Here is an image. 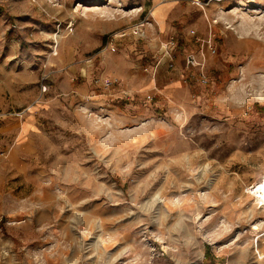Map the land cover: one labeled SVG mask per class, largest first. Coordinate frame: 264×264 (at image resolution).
I'll list each match as a JSON object with an SVG mask.
<instances>
[{
  "label": "rangeland",
  "instance_id": "1",
  "mask_svg": "<svg viewBox=\"0 0 264 264\" xmlns=\"http://www.w3.org/2000/svg\"><path fill=\"white\" fill-rule=\"evenodd\" d=\"M263 172L264 0H0V264H264Z\"/></svg>",
  "mask_w": 264,
  "mask_h": 264
},
{
  "label": "bare ground",
  "instance_id": "2",
  "mask_svg": "<svg viewBox=\"0 0 264 264\" xmlns=\"http://www.w3.org/2000/svg\"><path fill=\"white\" fill-rule=\"evenodd\" d=\"M253 12H255V11H253ZM164 15H165V13H164L163 6H157L153 12V17L155 18V21L157 23H158V21L160 22L158 24H160L161 26L164 25V21H163L164 18H161ZM61 37H62L61 35L56 34L55 40L57 42H59ZM262 174H263L262 177L258 181L252 183V185L248 187V191H249V197L253 198V200L256 201V204H255L256 207H260L264 211V172ZM258 229H259V226H257V225L254 226V230H258ZM261 236H263V235L258 236L257 244H255V245L257 246L258 257L260 259H263L264 253L259 250V239Z\"/></svg>",
  "mask_w": 264,
  "mask_h": 264
},
{
  "label": "crops",
  "instance_id": "3",
  "mask_svg": "<svg viewBox=\"0 0 264 264\" xmlns=\"http://www.w3.org/2000/svg\"><path fill=\"white\" fill-rule=\"evenodd\" d=\"M159 6H163V8H164L165 15L163 17H161V18H164L163 21H164V24H165L166 23V19H167V13H169V10L171 9L172 5L170 3H164V4H161ZM158 23H160V22L158 21Z\"/></svg>",
  "mask_w": 264,
  "mask_h": 264
},
{
  "label": "built area",
  "instance_id": "4",
  "mask_svg": "<svg viewBox=\"0 0 264 264\" xmlns=\"http://www.w3.org/2000/svg\"><path fill=\"white\" fill-rule=\"evenodd\" d=\"M138 27H136V30H138L137 29ZM126 35V34H125ZM125 35H120V37H123V36H125ZM110 45H111V47H113V50H115V48H114V46H113V44L112 43H110ZM109 82V81H108Z\"/></svg>",
  "mask_w": 264,
  "mask_h": 264
}]
</instances>
